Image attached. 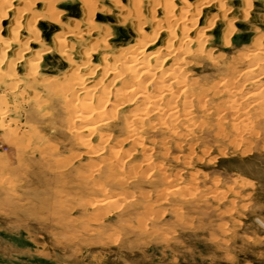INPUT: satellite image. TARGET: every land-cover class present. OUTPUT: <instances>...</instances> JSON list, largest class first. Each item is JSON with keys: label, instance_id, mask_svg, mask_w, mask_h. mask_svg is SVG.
<instances>
[{"label": "rangeland", "instance_id": "1", "mask_svg": "<svg viewBox=\"0 0 264 264\" xmlns=\"http://www.w3.org/2000/svg\"><path fill=\"white\" fill-rule=\"evenodd\" d=\"M90 1L99 7L93 20L100 25L94 31H86L82 0H62L55 5L63 23L75 21L81 31L79 38H68L73 61L82 59L89 42L97 46L84 69L87 71L100 63L105 52L111 55L136 44V19L148 36L159 27V20L165 24V0ZM197 1L186 0L192 4L191 12ZM171 2L175 16L180 14L178 8L184 3ZM32 3L29 11L41 13L46 2ZM13 6L20 5L13 2ZM138 6L141 15L137 17L133 8ZM219 6L225 9L222 17ZM210 16L215 20L205 33L210 36L205 51L210 50L212 57L185 53L184 68L177 72L185 82L173 84L179 93L190 82L202 96L198 104L196 96L191 97L195 104L190 109L186 106L192 111V122L179 125L180 136L172 134L174 138L150 130L144 131L138 145L124 143L126 153L121 156L129 152L126 159L129 164L136 163V174L129 172L130 165L125 163L124 176L127 173L131 180L125 183L126 188L108 187L118 191L113 194L117 205L99 213L89 203L97 198V192L82 177L90 172L91 178L97 175L93 167L99 166L98 158L72 142L75 130L67 129L59 95L51 94L53 89L44 83L34 85L25 75V59L31 51L12 65L15 87L0 84V111L6 110L3 119L0 117V264H264V0H211L202 9L198 26H205ZM12 17L13 12L2 21L1 33L6 34L4 29ZM228 25L234 30L224 44L222 35ZM39 30L42 41L53 46L52 38L60 27L44 22ZM107 31V49L100 50L99 40ZM181 31V27L173 29L178 41L172 42V48L178 46ZM187 33L192 39L197 36L195 29ZM166 37L169 33L163 31L144 56L159 48L160 55H166ZM254 38H259L258 49L263 53L262 61L257 59L259 64L241 58L246 52L258 51ZM17 44H11L8 58H13ZM39 44L32 45L33 49ZM189 45L193 49L197 44L190 41ZM173 62L171 58L164 66ZM39 64V76H61L72 67L54 47L42 55ZM99 72L91 74L88 83L94 82ZM227 77L231 81L228 87L237 89L234 97L225 88ZM168 79L162 82L173 81ZM33 90L35 98L39 97L36 102ZM253 91L258 92L256 98ZM182 94L173 101L181 113L187 110ZM132 107L127 104L123 112L129 113ZM78 122L77 126L84 124ZM112 141L111 146H118ZM164 175L171 182L162 180Z\"/></svg>", "mask_w": 264, "mask_h": 264}, {"label": "bare ground", "instance_id": "2", "mask_svg": "<svg viewBox=\"0 0 264 264\" xmlns=\"http://www.w3.org/2000/svg\"><path fill=\"white\" fill-rule=\"evenodd\" d=\"M43 1H45L46 3L41 13H34L29 11V7H31V5L33 4L32 2H35V0H0V84H4L6 86L9 85L11 86L10 87L11 89L15 87L16 85L15 80L17 79H15L16 75L14 73V69L12 65L14 63H18L19 61L23 60V57L26 56V53L28 51H31L30 53L31 55L29 56V58L25 59V69H26L25 75L31 78L30 79L31 81L35 82L34 85H36V83L37 84L44 83L48 87H50V89H53L50 91L51 94L59 95V99H60L59 102H61V106H63L64 110L66 111L65 119L67 121V129L69 128L75 130L74 132L75 135L73 134L75 137L72 135L75 140L72 142L78 143L80 146H82L85 149L86 153L91 154L93 157H97L99 160V162H97L99 163L98 164L99 166H94L96 167V170L93 167V171H96L95 175L97 174L95 177L91 178L89 176L91 175V172L88 175L89 177L87 175H83V173H80V175L81 176L83 175L82 177L85 178L84 181H86L89 188L92 187L91 189H94L97 192L96 194L97 198L89 203L90 206L93 208V210L95 212L98 211L99 213V211H102L107 206L110 207L113 205H117L115 204L117 199H114L113 194L118 191L116 192H114L115 190L111 191L110 189H108V187L109 188L115 187V189H119L120 186H124L125 183L127 185V180H129L128 178L132 177L130 175L127 176V173H126L127 177L124 176L125 175L124 171L126 172V170H124V165L129 161L128 160L129 158L126 159V156L129 155L128 154L129 152L126 154V156L122 157L121 155L126 153L124 149H122V145H124V143L126 142H130L132 145H136L137 141L143 138L142 137L143 134L145 132L150 133V130L160 131V133H163V135L168 134V136L170 137L172 136V134L174 135V137L175 135L176 137L177 135L180 136V134H178L179 125L191 121L192 113L190 114V112L192 111L188 109H190L189 107H191L192 104H195L192 103L191 97L196 96V103L198 104L202 96L197 95L195 90H193V88H191V86L188 85L190 82L189 83L187 82L188 84L185 83L183 90H181L184 99L181 100L180 97V100L185 105V107L186 106L188 107V109L187 107L186 108L184 107V109L185 110L187 109L188 111L187 110L185 111L183 109L182 111L185 112L181 113L177 104H174L176 101L175 98L179 97V93L181 91L179 93L178 91H175V89L173 88V84L175 85L183 81L185 82V79L182 81L180 74L177 73L183 70L184 68L185 53H191V56L192 54L195 55L204 54V56L205 55L209 57L211 56V54L209 53L210 50L205 51V47H206L205 45L207 44V41L210 39V36L205 35V33L208 30V24L210 25L214 22L215 16L212 17L210 16L209 17L210 19H207L209 21L205 26L202 27L198 26L197 23V19L200 17L202 9L208 6L211 0H199L195 2L193 6L194 11L192 12H191L192 4L187 3L186 0H181L184 3V6L182 8L181 7L178 8L181 15L178 13V15L176 16L174 14L176 7L174 8L171 0H165L164 2L162 1L163 2L162 6H164L163 22L165 24H162L161 21L159 20V23L156 25V26L159 25V27L156 28V26L154 25L156 28L155 31L152 32V35L150 34L148 36L145 35L144 31L142 30V27L144 25L142 24L143 25L142 26L141 23H138L139 20L136 19L135 17L137 22L136 24H138V27L136 26V28H138V32H139L138 33L139 37L136 41V44L135 45L133 44L134 46H130L124 49L123 48L119 49L115 51L114 54L111 55L110 54L107 55L108 52L107 54L105 52V54L101 56L100 63L91 65L90 68L88 69L89 71L84 69L88 65V62L90 60V55L93 54V52L97 48L96 44H94V42H89L88 46L86 45L87 46L86 49L83 50L81 56L82 59L77 63L73 61L72 55L68 53L71 46L70 45L71 42L68 41V38H72L75 36L79 38L81 36V31L78 29V23L75 21H69L67 24L63 23V16L60 13V9L57 6H55L56 3L62 0H43ZM13 2H18L20 6L15 8L13 6ZM82 2L85 8V14L83 13L84 15L82 19L86 24V31L97 30L100 24L93 20V15L96 9L99 7L96 8V5H94L90 0H82ZM137 8L139 11L140 9L139 6L133 9L135 10ZM134 10H133L134 13L137 12L135 14L137 17L138 15L139 16L141 15V11L138 12ZM219 10L221 12L218 13V15L221 16L225 12V9L219 6ZM11 12H13V17L10 20L9 25L6 26V29H4L6 30V34H3L1 33L3 32V28H2L3 25H1L2 21ZM243 14H245V12H243ZM124 19L125 18H123L122 20ZM44 22L45 23L48 22L50 26L52 24L60 27L59 32L54 33V37L52 38L53 46L48 44L46 45L45 42L42 41V35L39 30V25L40 23H42L43 25ZM187 23L190 24L189 27L187 26ZM178 27H181L182 29L181 31L182 37L179 39L178 46L176 48H172V42L177 40V38L173 34V29H176ZM190 29L191 30L195 29L197 36L194 35L195 36L194 39L189 38L187 35L188 34L187 32ZM233 30L234 29L230 25H228L226 29L223 31L222 40L224 44L228 42L229 36L230 34L233 33ZM23 31L25 32L26 36H24ZM163 31H168L170 36V37H166L167 40L165 44H163L164 49L166 50L165 52L166 55L164 56L160 55L161 52L159 51L160 49L159 48L158 50L155 49L154 53H150L148 55L146 54L144 56V52L147 49V47L157 42V40L160 37V34ZM109 32L110 31L105 32L106 34H103L105 36L104 39L99 40L100 47L99 46L98 47L100 50L107 49L105 40L109 37L110 34ZM190 41L196 42L197 45L195 46V48L192 49L190 47L189 45ZM40 42L41 44H39ZM14 43L15 44L18 43V44L16 47L14 46V49L12 50L13 58H8L7 52L11 50L10 49L11 44ZM253 43L255 44V46H257L256 49H258L261 45L259 38H254ZM35 44H39L38 49L35 48L33 49L32 45ZM52 47H54L57 53L63 56L64 59L68 61L70 65H72V67L71 69L69 68V70L65 74H62L61 76H59L60 74L57 76L56 75L39 76L38 69L42 55L44 56V54L49 52ZM244 54L241 56V58L244 60L253 59L257 61L258 59L260 61V59L264 58V57L261 58V56H263L264 54L263 53H262L263 55L261 54L260 49H258V51L255 50L254 52L251 53L249 52L248 54L246 52V54L245 55ZM171 58L174 59V62L171 63L169 66L166 65L167 67H165L164 65L166 61H168ZM151 59L153 60V62H151ZM253 60H251L252 61L251 63H253ZM259 61H257V64H259ZM186 63L188 62L186 61ZM258 68H260V66ZM98 70H100V72L98 73L99 75L95 77V79H93L94 82L90 80L92 82L88 83L90 75L93 74L94 72H97ZM142 75L144 76L142 77ZM169 77L173 78L172 79L173 81H171V83L169 82L167 83L166 81L162 82L165 79L169 80L168 79ZM117 82H119V84L115 85ZM229 84H231L230 78L227 82V87L225 88H227L226 90L229 96L234 97L237 89H235V87L232 88V86L228 87ZM34 85H32V87ZM55 85L57 87L52 88L53 86L55 87ZM41 86L42 85H40V87ZM34 92L35 90H33V94ZM256 92L253 91L252 95L253 96L257 95L258 92L257 93ZM35 94L37 93L35 92ZM35 94L33 96L34 101L35 99L39 98V97L35 98ZM258 98L259 97H257V99ZM39 103L40 102H38V104ZM0 104H2L1 99H0ZM127 104H130L131 106L133 105V107L129 113H124L123 109ZM5 111L6 110L3 109L0 111V117L2 119L5 116ZM231 111L227 110L226 112L231 113ZM234 113H231V115H233ZM76 121L82 122L84 124L81 126H77L75 124ZM190 126L191 125H189L188 127L190 128ZM93 137L96 138L95 142H93ZM173 138L171 139L173 140ZM153 140L151 141L153 142ZM159 140L161 141V139ZM111 141L113 142V144L115 143L116 145H118L119 149H116V147L118 146L116 147L111 146L110 145ZM139 143L140 142L138 141V144ZM142 143L143 142H141V144ZM146 147L147 150H149L150 145L147 144ZM151 148L153 150V147ZM97 163H95V165H97ZM129 165H130L128 166L129 172L132 173V171L136 167V163L130 162ZM152 168L153 167H151V170ZM149 169L148 171H150ZM135 172L136 171L134 170L132 174H134ZM167 179L168 177L165 175L162 177V180H164L165 182ZM95 212L93 215L96 214Z\"/></svg>", "mask_w": 264, "mask_h": 264}]
</instances>
